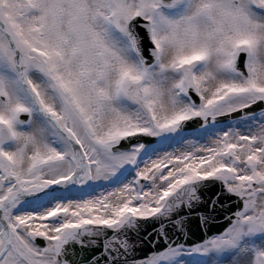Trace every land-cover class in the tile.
<instances>
[{
    "label": "snow or ice",
    "instance_id": "1",
    "mask_svg": "<svg viewBox=\"0 0 264 264\" xmlns=\"http://www.w3.org/2000/svg\"><path fill=\"white\" fill-rule=\"evenodd\" d=\"M0 264H264V0H0Z\"/></svg>",
    "mask_w": 264,
    "mask_h": 264
}]
</instances>
